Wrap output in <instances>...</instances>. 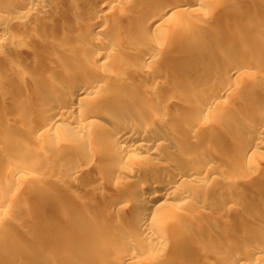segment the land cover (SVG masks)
Instances as JSON below:
<instances>
[{"label": "bare ground", "instance_id": "bare-ground-1", "mask_svg": "<svg viewBox=\"0 0 264 264\" xmlns=\"http://www.w3.org/2000/svg\"><path fill=\"white\" fill-rule=\"evenodd\" d=\"M80 1L85 5L82 9L79 6ZM236 1L244 2L252 11H256V7H262L251 0ZM208 2L210 0H0V84L5 85L4 91L2 90L0 94V108L9 96L6 97L8 92L11 94L17 88L16 82L20 77L30 79L35 76L32 86L36 88L30 93L22 94L29 106L30 101L31 104L34 103L35 114L27 118L29 124L26 125L33 136L40 137L54 132L61 120L67 118L72 122L74 131L90 135V138H95L102 147H117L116 153H108L114 155L113 158H129L132 157L131 153L136 152L140 154L136 155L139 162L151 163L152 166L147 171L149 176L141 175L138 172L140 169L132 166L121 165L115 169L113 163L105 165L108 169L114 168L112 172L119 177L122 173L131 177L126 182L129 194H110L105 197L109 201L126 204L129 221L137 230L136 234L123 235L126 239L148 241L151 244H158L161 250H165L166 243L160 240L162 237L158 230L166 227L171 218H175V224L182 222L186 216L178 211L179 208L185 207L192 212L193 217L190 214L192 220H185L190 229L196 218L202 217L207 210L210 216H207L206 222L211 226L191 230L196 234L194 237L200 235L204 239L213 237L217 240L214 248L218 264H264V258L261 257L264 255V190L260 191L261 196L255 202L240 212L238 208L243 201L227 196L229 193L227 190L217 194L222 196L218 203L210 204L206 197L215 190L208 184L218 177L241 182L237 172L244 162L251 165L247 166L249 171L245 170L246 167L243 168V171H247V176L249 175L243 182L247 189L255 190L264 181V173L255 174L254 170H250L254 169V164L256 168L258 167L257 162L260 159L264 160V154L259 149L264 145V123L259 125V122L264 120L263 116L261 117L264 111V88L260 91L259 107L250 114L257 119L244 122L245 120L239 119V116L225 110H218L215 113L218 121L231 123L230 135L228 131L224 135L225 140L234 147L236 170L233 171L226 168L219 170L214 166L213 157L210 155L217 154H213L211 149L195 151L186 144L201 139L203 132L199 126L200 119L215 109L220 103L218 98H211L199 105L197 102L182 104L184 108L196 110L197 113L187 115L185 124H178L169 121L171 118L167 117V112L170 106L180 103L179 94L185 92L184 86H173L169 93L163 96L160 104L165 110L161 113L149 109L151 95L142 93L133 85L140 80L148 90L160 83L159 79L153 77L156 73H163L157 64L160 55H163L169 64L177 66L183 63L186 67L192 66V59L197 53L196 45L192 42L193 37L188 34V24L184 23L182 17L198 12L200 8L209 4ZM125 5L135 11L131 13L134 20L142 17L147 23H153L155 26L165 25L166 30L183 26V31L166 54L162 53L160 45L155 42L143 45L133 34L120 36L111 33L113 30L111 16H107V11L104 12L103 8L110 6L119 9ZM115 12L120 16L121 11ZM261 26L264 28V23ZM189 43L190 45H187ZM133 50L140 52L141 61H132L125 55L126 52ZM18 52L22 54L21 56L32 57V60L25 64L17 63L16 59L13 60L14 64L6 63L8 55L13 54L15 57ZM241 52L244 55L249 54L248 50ZM200 53L205 55L204 52ZM119 66L134 67L132 78L119 73ZM252 70V67L240 62L232 64L231 68H224L219 76L224 82L220 91L234 94L240 87L236 79L238 75L249 74ZM3 71L5 75H1ZM213 73V70L209 72L210 77L214 76ZM117 83L127 84L132 88L129 93L130 104L134 101L142 103L140 110L134 115L130 113L116 115L118 103L124 101L116 93ZM187 93L186 98L191 101L197 96V93L191 90ZM144 113L145 117L142 115ZM39 119H42V122L36 123L35 121ZM1 123L3 125L0 127V138L13 140L15 136L12 126L4 118ZM156 125L161 127L158 128ZM93 129H99V134L92 133ZM208 129L218 134L223 133L218 126H208L205 131ZM72 136L68 132L64 137L74 138ZM78 150L81 151V148ZM173 151L177 154H172ZM94 156L92 153L86 154L84 164L90 162ZM190 158L194 163L188 161ZM43 169L53 170L56 174L63 171L62 173L65 172L72 181L83 173L81 165L75 163L62 167L57 164L47 165ZM1 170L17 177L32 174V171L19 169L15 162L2 158ZM111 176H114L113 173ZM97 195L100 198L104 197L102 193L97 192ZM197 204L199 206H196ZM0 206H4L3 201H0ZM64 206L67 209H74L71 202L64 203ZM108 210L109 207L106 211ZM229 214H237V220L226 217ZM24 218V225H19L29 227L32 220L29 217ZM63 219L64 216H59L56 221L61 223ZM219 227L227 228L226 232L221 231ZM97 234V228L93 227L87 236L94 238ZM241 235H246L247 238ZM186 237H182L184 240L180 239L184 247L190 241L185 239ZM188 245L186 247L190 254L194 255L190 256L192 258L183 257V260L171 262L170 257L169 260H165L166 256L159 254L154 255L148 264H203V256L209 248ZM28 250L29 246L20 245L19 253L15 250L14 255L4 256L0 264H18L15 256L23 255ZM120 250L117 253L120 252L121 255L123 251ZM238 250L242 254L236 255L235 252ZM133 255L131 252L123 254L120 260L113 264L130 263L135 260L136 255ZM32 264L42 263L35 260Z\"/></svg>", "mask_w": 264, "mask_h": 264}, {"label": "rangeland", "instance_id": "rangeland-1", "mask_svg": "<svg viewBox=\"0 0 264 264\" xmlns=\"http://www.w3.org/2000/svg\"><path fill=\"white\" fill-rule=\"evenodd\" d=\"M251 1L259 3L262 7H256V11H252L250 7L247 8L244 2L210 0L209 4L200 8L198 12L185 14L182 19L185 24H188V34L192 35V42L196 45L197 51L192 59V66L186 67L183 63L177 66L169 64L167 59L160 55L157 58V64L163 73L153 75L160 80V83L148 90L144 88L140 80L133 84L134 88L142 93L151 95L152 100L148 104V108L153 112L161 113L165 110L160 104L163 96L169 93L173 86H184L185 92L179 94L180 103L170 106L169 111H166L167 117L171 118L169 121L178 124H185L187 115L197 113L196 110L190 111L184 108L182 104L197 102L199 105L211 98H218L220 103L216 105L215 109L200 119L199 126L203 132L200 136L201 139L192 144H186L195 151L211 149L213 154H217L210 156L213 157L214 166L219 170L226 168L235 171L236 167L233 158L234 147L225 140L226 136L224 135L226 131L230 135L231 123L218 121L215 118V113L218 110H225L239 116V119L245 120L244 122L257 119L250 114L259 107L260 91L264 88V28L261 26L264 23V0ZM80 3V8H84L85 5L81 1ZM114 9L110 6L103 8L104 12L107 11V16H111L110 21H112L111 26L113 27L111 33L120 36L133 34L143 45L155 42L160 45L164 54L173 47L176 38L183 31L181 25L166 30L165 25L155 26L153 23H147V20L142 17L139 20H134L131 13L135 11L130 6L125 5L123 8L116 7ZM115 11L117 13L121 11L120 16ZM112 15L114 16L112 17ZM90 31L92 32V30ZM241 50H248L249 54L244 55ZM200 52H204L205 55ZM11 55L7 56L6 63L14 64L13 60L16 59L17 63L25 64L32 60V57L21 56L22 54L20 55L19 52L15 54V57L14 55L11 57ZM125 55L135 62L142 60L139 51L126 52ZM236 62L249 65L253 70L249 74L238 75L236 79L240 87L235 90V95L221 92L220 88L224 83L219 77L221 71L224 68H231V65ZM133 70H135L134 67H118V72L129 78H132ZM212 70L214 76L210 77L209 72ZM2 74L5 75V71ZM35 79V76L30 79L20 77L16 82L17 88L11 94L8 92L6 97L9 96L0 108V127L3 125L1 120L4 118L12 126L11 129L15 136L11 141L0 138V151L4 149L2 153L0 152V158L15 162L19 169L32 171L30 176L18 177L5 170L0 171V201L4 202V206H0V261L6 255H14L15 250L19 253L18 247L24 245L29 246V250L23 255L15 256L18 264H32L35 260L42 264H113L120 260V256L128 252L136 256L135 260L127 264H148L154 255L159 254L166 256L165 260H169L170 257L169 261L176 262L180 259L183 260V257L186 259L194 256L186 247L191 241L188 246L198 245L201 248H209L205 256L202 255L203 264H218L214 248L217 240L213 237L204 239L200 235L194 237L196 236L195 229H205V227L211 226L206 222L207 216H210L207 210L202 217L193 221L195 224H191V229L194 230L192 231L185 221L192 220L190 219L192 212L185 207L179 208L178 211L186 216L182 222L175 224V218H171L166 227L164 224L163 229L158 230V234L162 237L160 240L166 243L165 250H161L158 244L125 238V236H129V233L136 234L137 232L136 227L129 221L128 213H126L127 206L123 202L122 205L113 200L109 201L105 197L110 194H129L126 182L131 177L124 173L119 177L114 171L112 172L114 168L108 169L105 165L113 163L115 169L121 165L132 166L139 168L138 172L141 175L149 176L147 171L152 166L151 163L139 162L136 155L140 154L136 152L131 153L132 157L129 158H113L114 155L111 156L108 153H116L117 147H102L95 138H90V135L74 131L72 122L67 118L61 120L54 132L46 133L40 137L33 136L26 125L29 124L27 118L31 114H35L33 112L34 103L31 104L30 101L29 106L27 99L23 98L22 94L30 93L36 88V86H32ZM115 88L117 95L124 99L118 103L116 115H125L126 113L134 115L140 110L142 103L137 101L129 103V93L132 89L130 86L117 83ZM3 89H5V85L0 84V94ZM189 90L197 93L193 101L186 98ZM25 111L27 112L24 113ZM142 115L146 116L145 113ZM261 117L264 118V111L261 113ZM35 122L41 123L42 119ZM262 123L264 120H261L259 125ZM212 125L218 126L223 133L218 134L209 129L205 131L208 126ZM156 127L160 128L161 126L156 125ZM68 132L73 135L72 137L78 136V138L64 137L68 135ZM93 132L98 133L99 129H93ZM79 148L81 151L78 150ZM259 149L264 154V145ZM88 153L95 156L85 165V155ZM172 154L176 155L177 152L173 151ZM188 161L194 163L191 158ZM72 163L81 165L83 170V173L73 181L68 179L67 174L62 173L63 171L56 174L53 170L45 171L43 169L47 165L57 164L62 167ZM257 164V168L254 164V169L250 170H254L255 174L264 173V160L260 159ZM241 165L237 172L241 182L218 177L211 182L208 181L210 185L208 182L206 183L215 189L206 196L210 204L218 203L222 196L217 194L227 190L229 192L228 195L226 194L227 196L243 201L238 208L240 212L261 196L260 191L264 190V181L255 190L247 189L243 182L249 177L247 171L245 172V170L249 171L247 168L249 164L244 162ZM112 173L114 176H111ZM97 192L102 193L104 197L100 198ZM66 202L74 204V209H67L64 206ZM108 207L110 210L106 211ZM59 216H64L61 223L56 221ZM24 217H29L32 220L29 227L19 225H24ZM226 217L237 220L238 215L229 214ZM93 227L97 228L98 234L94 238H90L87 233ZM219 228L223 232L227 230L225 227ZM191 231V236H189ZM241 236L247 238L246 235ZM182 237L190 239L185 247L182 244L183 241L180 240L183 239ZM181 246L183 248H180ZM120 249L123 251L121 255L120 252L117 253L118 250L121 251ZM235 254L242 253L238 250ZM231 256L233 257V255ZM261 257L264 258V255Z\"/></svg>", "mask_w": 264, "mask_h": 264}]
</instances>
